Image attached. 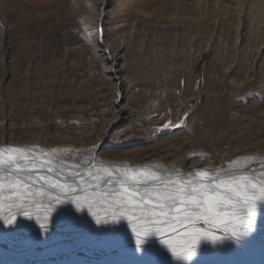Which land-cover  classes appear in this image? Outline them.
I'll use <instances>...</instances> for the list:
<instances>
[{
    "label": "rangeland",
    "instance_id": "rangeland-1",
    "mask_svg": "<svg viewBox=\"0 0 264 264\" xmlns=\"http://www.w3.org/2000/svg\"><path fill=\"white\" fill-rule=\"evenodd\" d=\"M249 3L240 12L235 0H0V144L163 171L241 157L264 168V25ZM110 66L129 79L111 78ZM115 86L128 107L102 134ZM93 230L21 228L27 239L0 245V264H228L203 245L181 260L162 242L138 251Z\"/></svg>",
    "mask_w": 264,
    "mask_h": 264
},
{
    "label": "snow or ice",
    "instance_id": "snow-or-ice-1",
    "mask_svg": "<svg viewBox=\"0 0 264 264\" xmlns=\"http://www.w3.org/2000/svg\"><path fill=\"white\" fill-rule=\"evenodd\" d=\"M68 151L76 150L0 147V209L5 201L15 209L0 214V220L13 228L18 216L36 220L47 234L57 217H66L71 226L76 212L86 210L100 225L127 219L138 251L159 235L177 259L190 260L203 241L239 244L254 230L256 210L264 206V168L250 167L251 158L183 172L175 167L137 170L99 161L73 162L63 155ZM89 192H101L102 197H90ZM38 200L43 202L42 212L35 215ZM100 200L111 209L103 216L92 211ZM66 204L74 205L75 211L63 207ZM232 221H239L240 227L230 230ZM221 226L224 235H215ZM165 232L183 233L185 238L175 244L163 239Z\"/></svg>",
    "mask_w": 264,
    "mask_h": 264
},
{
    "label": "bare ground",
    "instance_id": "bare-ground-1",
    "mask_svg": "<svg viewBox=\"0 0 264 264\" xmlns=\"http://www.w3.org/2000/svg\"><path fill=\"white\" fill-rule=\"evenodd\" d=\"M237 2V8L239 10H241L240 12L243 11L244 8V0H235ZM101 3L105 2V0H100ZM218 3V2H217ZM249 9H250V16L249 19L252 20L253 22H255L256 24H258L259 26L264 25V0H250L249 3ZM241 20V19H240ZM123 38V39H121ZM120 39V41H117L116 44V50H115V54H112L113 58L115 61H119L121 62V60L124 58V54H121V51L123 50V48L125 47L124 45L126 44V38L125 35L122 36ZM107 46V45H106ZM103 47V45H98L97 48H101ZM105 47V46H104ZM108 48V47H107ZM106 55H103L102 58H104L105 62H108V57H105ZM123 63H125L124 61H122ZM124 65V64H122ZM121 65V66H122ZM107 69L108 72L111 71L110 77L115 79V78H125L126 80L129 79L128 76H126L123 73V69L122 67L120 69H114L113 66L108 67ZM118 85V84H117ZM116 88V96L114 99V104H115V108L113 111V115L112 117L109 119V121L107 122V124L104 126L103 129V133L105 134L107 133V131L113 127L116 123L117 120L120 118L121 113L123 111L124 108L128 107L127 104H122L120 99V95L121 92L118 90V88L115 86ZM5 146H22L20 144H13V143H1L0 147H5ZM105 165H109V164H105ZM110 165H114V164H110ZM115 166H125V165H115ZM126 166H135V168L137 170H143V169H150V170H160L159 168H156L150 164L147 163H142V162H137L134 164H129ZM193 169H201V167L197 166V165H192L190 167H188L187 169L183 170V172H187L189 170H193ZM262 168L256 169L257 171H260ZM76 170H80V169H76ZM161 171H163L161 169ZM5 195H7V193H5ZM90 197H94V198H100L102 197V193L101 192H96V193H91L89 192L88 194ZM42 203L41 201H37V204L34 205V214L35 215H40L42 212ZM3 206L5 207V212L0 211V214L2 215H7L10 211H15V209H10L8 202L5 201L3 203ZM2 206V207H3ZM63 207L65 208H71L73 209V211H75V206L74 205H63ZM92 211L96 212L98 215L103 216L104 213L106 211H111V209L107 208L106 205L103 204V201L100 200L99 203H96L95 207L92 209ZM24 223V227H21L20 223ZM41 222H43L41 220ZM135 222V221H134ZM27 226H31V227H38L39 229V224L37 223L36 220H29L26 219L24 217H17V226L16 227H10L8 224L4 223L2 220H0V245H13L16 242H20V241H25L27 239V236L24 235H20V229L21 228H25ZM52 226H57V228H60L61 226H65L66 229H70L71 230L73 228H92L94 229L96 232H100V233H106L109 232L112 235H119V236H124L126 239L129 240H133L135 241V236L133 233V229L129 223V221L127 219L120 221V223L115 224V225H100L97 224L95 222L94 217L88 212V211H84V212H76V218L74 219V221L72 222L71 226L68 224L66 217L64 216H59L57 217ZM233 227H240V222L239 221H232L229 224V229L231 230ZM260 228H264V206L258 207L256 210V215L254 218V230L249 232L248 235L246 237H244V239L239 243H234L231 240H226L221 244H214L212 247L207 248L206 245L208 244V241H203L201 242L200 245H203L205 249H207V251L209 250L210 253L214 254L215 257H219L220 259L224 260L225 263H228V261H232L236 264L238 263H243L245 262L246 264H264V235H259L257 230ZM93 230V231H94ZM221 231V234H217L215 233V235L217 236H223L224 235V231H223V226H221L220 229H218ZM183 233H179L176 235H171L169 232H165V235L163 237V239H167L171 236H177V235H181ZM111 236V235H110ZM162 238L159 235L156 236H152L149 239L150 244H160ZM239 245H243L241 247H239ZM244 246L246 247V249L244 248ZM153 247V246H152ZM251 248H258V250L256 251H250L248 249ZM212 250V251H211Z\"/></svg>",
    "mask_w": 264,
    "mask_h": 264
}]
</instances>
